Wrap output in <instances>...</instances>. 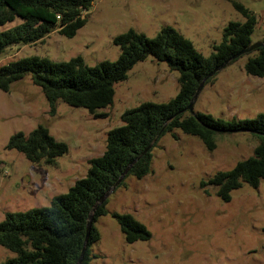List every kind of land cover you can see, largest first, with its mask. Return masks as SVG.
Wrapping results in <instances>:
<instances>
[{"label": "rangeland", "instance_id": "obj_1", "mask_svg": "<svg viewBox=\"0 0 264 264\" xmlns=\"http://www.w3.org/2000/svg\"><path fill=\"white\" fill-rule=\"evenodd\" d=\"M252 11L258 23L252 44L264 41V0H235ZM88 22L74 38L57 30L44 43L11 45L0 56V67L29 57L67 62L82 57L88 66L116 62L114 40L129 30L154 38L172 27L204 57L214 52L231 22L244 23L231 0H98L86 13ZM22 23L16 18L2 27ZM249 56L219 72L199 96L194 113L227 122L252 120L264 114V78L247 75ZM179 74L149 56L115 87L113 105L100 117L84 108L58 102L55 115L31 76L0 90V223L10 213L49 207L52 200L84 178L89 161L100 157L108 133L122 125L121 116L141 104L175 98ZM69 150L53 164H33L7 148L17 133L29 136L38 126ZM216 150L177 129L162 136L151 152V174L128 176L107 199L106 214L94 227L98 241L89 246L90 264H264V180L248 184L224 202L213 185L203 187L219 172H228L254 155L258 145L251 133H217ZM130 214L151 234L147 241L127 243L114 215ZM16 255L0 246V264Z\"/></svg>", "mask_w": 264, "mask_h": 264}, {"label": "trees", "instance_id": "obj_2", "mask_svg": "<svg viewBox=\"0 0 264 264\" xmlns=\"http://www.w3.org/2000/svg\"><path fill=\"white\" fill-rule=\"evenodd\" d=\"M97 1L0 0V56L11 45L44 43L55 30L65 38H74L86 26V13ZM231 2L245 22H231L224 29L222 42L214 46L209 57H204L189 40L167 26L154 38L135 30L116 37L114 43L120 48L116 62L103 61L91 67L82 57L67 62L29 57L0 67L1 91L10 92L14 83L31 76L34 85L44 93L51 115H55L57 103L61 101L100 117L99 110L113 105L115 87L125 82L135 65L149 56L166 63L170 71L177 72L180 86L178 95L166 103L147 102L126 111L121 116L122 125L108 133L105 152L89 161L87 175L77 180L67 193L55 197L49 207L7 214L0 223V246L16 257L1 264H77L94 206L136 160L126 178L143 179L151 174V152L167 132L179 129L197 137L210 152L216 150L217 133H251L259 142L253 157L239 162L231 171L219 172L208 183H203V187L213 185L217 195L229 202L232 192L243 184L253 188L259 186L264 180V114L252 120L227 122L208 114L192 115L186 111L200 84L222 64L252 45L251 37L258 19L242 4L235 0ZM16 18L22 20L20 25L9 30L1 29ZM245 55L249 56L245 64L247 75L264 78V45ZM245 55L231 61L229 66ZM218 74L209 77L205 87L213 83ZM150 147V151L142 155ZM7 148L22 153L37 165L53 164L69 150L42 125L29 136L15 134ZM105 204L97 208L94 222L106 214ZM114 217L127 243L151 239L147 228L132 215ZM99 237L93 225L88 249ZM82 264H90L89 250Z\"/></svg>", "mask_w": 264, "mask_h": 264}, {"label": "water", "instance_id": "obj_3", "mask_svg": "<svg viewBox=\"0 0 264 264\" xmlns=\"http://www.w3.org/2000/svg\"><path fill=\"white\" fill-rule=\"evenodd\" d=\"M264 44L263 43H257V44H252L249 48L243 50L242 52H240L239 54H237L235 57L232 58V60L222 64L218 69H216L214 72H212L199 86V88L197 89L195 95L193 96L190 104L187 106L186 111H188L190 114L195 115L194 113V106L199 98V96L201 95L204 87H205V83L207 81V79L209 77H213L215 76L217 73L223 71L224 69H226L231 61H234L236 59H238L240 56L245 55V54H249L257 49H259L260 47H262ZM151 147L148 148L142 155H144L145 153H147L148 151H150ZM137 162V160L135 162H133L131 165H129L127 167V169L123 172V174L121 175V178L119 179V181L116 183V185L111 188V190H109L98 202L97 204L94 206L91 214L89 215L88 218V222H87V230H86V237H85V243L80 255V258L78 260L77 264H82L84 257L86 255V252L88 250V244H89V238H90V234L92 231V227L94 225V214L97 210L98 207H100L101 205H103L107 199L109 198V196L118 188V186L124 181V179L126 178L127 174L130 172L131 168L134 166V164Z\"/></svg>", "mask_w": 264, "mask_h": 264}]
</instances>
